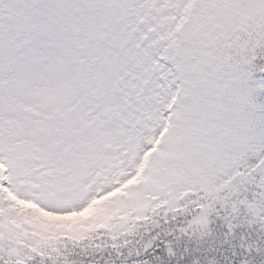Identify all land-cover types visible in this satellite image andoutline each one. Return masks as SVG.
<instances>
[{"label": "snow or ice", "instance_id": "obj_1", "mask_svg": "<svg viewBox=\"0 0 264 264\" xmlns=\"http://www.w3.org/2000/svg\"><path fill=\"white\" fill-rule=\"evenodd\" d=\"M0 264H264V0H0Z\"/></svg>", "mask_w": 264, "mask_h": 264}]
</instances>
